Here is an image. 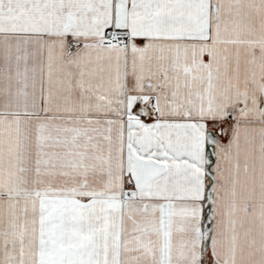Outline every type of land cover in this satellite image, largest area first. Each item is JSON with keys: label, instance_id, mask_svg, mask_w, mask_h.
<instances>
[{"label": "snow or ice", "instance_id": "obj_1", "mask_svg": "<svg viewBox=\"0 0 264 264\" xmlns=\"http://www.w3.org/2000/svg\"><path fill=\"white\" fill-rule=\"evenodd\" d=\"M0 264H264V0H0Z\"/></svg>", "mask_w": 264, "mask_h": 264}]
</instances>
